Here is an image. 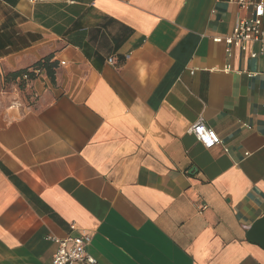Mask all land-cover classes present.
I'll list each match as a JSON object with an SVG mask.
<instances>
[{
  "label": "crops",
  "instance_id": "0c3cea01",
  "mask_svg": "<svg viewBox=\"0 0 264 264\" xmlns=\"http://www.w3.org/2000/svg\"><path fill=\"white\" fill-rule=\"evenodd\" d=\"M251 10L0 0V264H52L71 223L95 264H264V52L214 41ZM47 56L23 104L3 75Z\"/></svg>",
  "mask_w": 264,
  "mask_h": 264
},
{
  "label": "built area",
  "instance_id": "2783aa9c",
  "mask_svg": "<svg viewBox=\"0 0 264 264\" xmlns=\"http://www.w3.org/2000/svg\"><path fill=\"white\" fill-rule=\"evenodd\" d=\"M228 3H236L242 10H252L248 17H240L232 28L230 34L220 37L215 36L214 41H223L226 45L227 52L232 46L238 47L245 52L249 44H258V52H264V0H226ZM252 57L257 55V52L251 51ZM108 62L112 64L114 58L110 57ZM189 132L194 136L206 149H212L221 144L219 135L209 126L204 124L200 118L192 124ZM227 151V148H224ZM204 206H202L203 208ZM201 208V209H202ZM70 233L65 237H55L48 235L47 238L56 244V250L52 255V264H73L86 263L95 264L96 259L88 252V245L91 240V233L88 230H77L73 223L70 224ZM76 231L77 233H72Z\"/></svg>",
  "mask_w": 264,
  "mask_h": 264
},
{
  "label": "trees",
  "instance_id": "16d2710c",
  "mask_svg": "<svg viewBox=\"0 0 264 264\" xmlns=\"http://www.w3.org/2000/svg\"><path fill=\"white\" fill-rule=\"evenodd\" d=\"M56 67V63L50 59L49 56L43 57L42 60L37 61L30 67H26L25 69L11 71L3 75L4 81L9 83L11 82H19L20 88L26 87L27 83L31 80L35 79L37 75L41 72H45L49 78L54 79L53 73L54 68Z\"/></svg>",
  "mask_w": 264,
  "mask_h": 264
},
{
  "label": "rangeland",
  "instance_id": "374dc122",
  "mask_svg": "<svg viewBox=\"0 0 264 264\" xmlns=\"http://www.w3.org/2000/svg\"><path fill=\"white\" fill-rule=\"evenodd\" d=\"M13 83H14V86L18 89V91L21 94V99H22L23 104H27L28 102H30L31 94L29 92H26L24 90V88H20L19 82H11V81H9V83L8 82L6 83L7 84V88L12 87L11 85Z\"/></svg>",
  "mask_w": 264,
  "mask_h": 264
}]
</instances>
